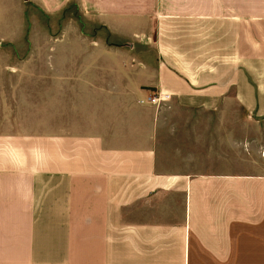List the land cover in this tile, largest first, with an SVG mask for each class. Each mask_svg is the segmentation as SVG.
Returning a JSON list of instances; mask_svg holds the SVG:
<instances>
[{
	"label": "crops",
	"instance_id": "1",
	"mask_svg": "<svg viewBox=\"0 0 264 264\" xmlns=\"http://www.w3.org/2000/svg\"><path fill=\"white\" fill-rule=\"evenodd\" d=\"M75 1L132 43L0 89V264H264V0Z\"/></svg>",
	"mask_w": 264,
	"mask_h": 264
},
{
	"label": "rangeland",
	"instance_id": "2",
	"mask_svg": "<svg viewBox=\"0 0 264 264\" xmlns=\"http://www.w3.org/2000/svg\"><path fill=\"white\" fill-rule=\"evenodd\" d=\"M9 3L16 9V14L13 12L15 18H9L8 25L11 28L10 24H14V30L16 29L19 34L14 40L0 43V89L7 91L10 118L17 117L15 113L17 98L13 91L21 86L32 88L29 78L31 75L62 72L63 66L57 61L58 58L56 63L52 62L53 66L48 65V57H53L54 53L52 49L50 51L48 49L53 44L59 48L60 43L68 41H101L109 46L117 44L125 46L132 43V40L113 36L95 18L86 17L75 0L65 3L54 15L47 14L34 0H12ZM14 30L11 31V35L14 34ZM62 51L57 49L55 56L63 57ZM3 75L6 81L1 78ZM26 79L28 81H25ZM248 129V137L255 138L257 133L264 136L263 125L260 128L248 126ZM232 134L239 136L238 132Z\"/></svg>",
	"mask_w": 264,
	"mask_h": 264
},
{
	"label": "built area",
	"instance_id": "3",
	"mask_svg": "<svg viewBox=\"0 0 264 264\" xmlns=\"http://www.w3.org/2000/svg\"><path fill=\"white\" fill-rule=\"evenodd\" d=\"M169 99H170V94L166 92L157 91L146 96L145 99H141L140 101L154 104L155 106H159Z\"/></svg>",
	"mask_w": 264,
	"mask_h": 264
}]
</instances>
